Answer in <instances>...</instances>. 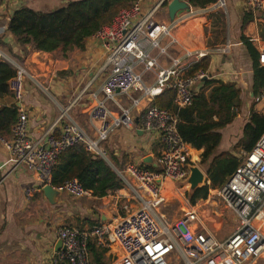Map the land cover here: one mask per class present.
Listing matches in <instances>:
<instances>
[{
  "label": "built area",
  "instance_id": "1",
  "mask_svg": "<svg viewBox=\"0 0 264 264\" xmlns=\"http://www.w3.org/2000/svg\"><path fill=\"white\" fill-rule=\"evenodd\" d=\"M142 1L138 0L130 9L121 10L110 25L94 36L108 51L99 73L108 74L100 92L93 95L97 104L90 111L91 120L97 123L96 140L89 139L71 123L62 125L59 136L55 135L56 124L35 140L29 132L28 115L23 111L12 126L10 136L0 137V144L13 160L14 170L24 168L33 173L41 188L52 186V172L61 155L70 148L82 145L89 154L105 158L107 154L101 145L118 130L133 127V109L138 108L143 100L152 102L170 88L176 92L175 106L185 109L192 106L197 85L210 78L204 71L188 76L180 70L179 60L174 61L172 69H161L152 51L159 50L161 55L166 53V49L160 46V39L170 36L172 28L156 22L154 15L166 0L148 13L142 12ZM245 3L250 12L264 16V0H245ZM193 56L192 53L188 55ZM195 58L200 62L204 55L197 54ZM259 64L264 67V50L260 52ZM16 71L8 87L15 101L21 103L25 96L27 72L22 68ZM150 72L156 74L153 87L147 86L143 78ZM119 94L128 97L133 107H120V114L115 115L108 103L116 102ZM134 94L139 96L135 98ZM64 116L60 120H64ZM177 124L178 118L172 111L152 106L146 108L142 131L159 135V162L150 167L131 164L120 173L125 184L133 187L134 193L130 203L123 208V217L84 230L73 226L60 228L57 236L62 247L51 264H92L90 244L98 249L120 251L123 264H264V134L253 150L242 156L239 167L225 184L214 191L224 208L236 215L241 223L232 236L221 242L214 230L208 229L217 227L216 219H220V215L207 213L203 207L206 204L192 206L187 199L186 193L190 190L187 181L199 158L179 135ZM170 183L174 185L173 190ZM206 184L211 186L208 180ZM56 189L77 199L94 196L77 179ZM169 192L188 204L174 222L160 214L161 209L169 205ZM34 193V189L28 190L27 198H33Z\"/></svg>",
  "mask_w": 264,
  "mask_h": 264
},
{
  "label": "crops",
  "instance_id": "2",
  "mask_svg": "<svg viewBox=\"0 0 264 264\" xmlns=\"http://www.w3.org/2000/svg\"><path fill=\"white\" fill-rule=\"evenodd\" d=\"M72 1L76 0H0V64L6 63L15 70L21 67L27 72L24 99L18 103L10 93L0 94V112L13 108L17 109L18 116L21 111L25 112L29 118L30 135L35 140L56 124L55 135L59 136L64 123L77 125L89 139L96 140L97 123L91 120L90 111L97 104L93 95L100 92L108 74H99L108 57L103 43L92 37L87 40L84 52L75 49L67 53L65 58L61 49L54 53H43L31 46H21L8 32L9 17L16 10L30 8L49 13ZM161 1L143 0L142 12H150ZM172 1L166 0L154 15L156 22L172 28L170 36L160 39V46L166 49V53L161 55L159 50H153L152 54L158 58L161 69L165 70L172 69L174 61L179 60L180 70L186 74L187 70L199 62L195 55L211 57L212 64L208 72L210 78L207 81L235 84L242 91V109L235 122L222 131L223 140L218 150V154L230 152L237 157L234 148L243 137L244 127L249 122L254 84V61L242 39L246 38L260 55L264 50V16L250 12L245 0H215L214 4L205 8L193 7L187 0H181L188 4V8L179 11L172 21L168 9ZM247 15L251 19L245 21ZM5 27V32L1 31ZM189 53L194 56L188 57ZM143 78L147 86L156 85L155 73H146ZM205 82L197 85L196 95L202 91ZM138 96L133 95L135 98ZM152 102L149 99L143 100L138 108L133 109V127L118 130L101 145L106 157L118 159V168L121 170L114 169L118 173H124L131 164L147 167L144 162L149 157L155 158H152V166L159 162V135L142 131L146 108L152 106ZM108 107L118 115L120 107L130 109L133 105L128 97L119 94L116 102H109ZM256 110L258 114H264V99L258 102ZM63 115L64 120H60ZM233 128L239 132L238 137H232L234 133H230L231 141L223 146L224 134ZM193 150L199 158L197 165H200L203 151ZM237 150H241L243 155L246 153L242 148ZM123 157L127 159L125 165L121 160ZM203 172L206 174V171ZM30 189H34L35 193L33 198L28 199L26 192ZM133 194V187L127 184L122 190L109 193L103 198L93 196L77 199L56 188L45 191L33 173L24 168L14 170L13 160L0 144V264H51L57 253V233L60 228L73 226L84 230L121 217L124 214L123 208L130 203ZM210 199L211 196L206 201H199L197 206L206 204L207 207ZM176 203L179 206H175ZM176 203L169 201L168 207L173 206L174 220L171 222L178 220L182 210L188 208V204L179 197ZM234 217L240 223L238 217ZM216 221L217 227H207L213 229L218 238L222 225L220 219ZM99 250L106 251L105 262L106 256H109L115 259V264H123L120 251Z\"/></svg>",
  "mask_w": 264,
  "mask_h": 264
},
{
  "label": "trees",
  "instance_id": "3",
  "mask_svg": "<svg viewBox=\"0 0 264 264\" xmlns=\"http://www.w3.org/2000/svg\"><path fill=\"white\" fill-rule=\"evenodd\" d=\"M138 0H76L56 11L44 13L30 8L14 11L8 22V32L21 46H31L43 53L62 50L67 53L78 49L86 50L87 40L94 37L104 26L110 25L123 9H130ZM193 7L205 8L215 0H187ZM251 18L247 15L245 21ZM264 39V35L262 37ZM254 61L253 101L249 109V122L243 130V137L235 148H242L250 153L264 134V114L257 113L256 106L264 99V67L259 64V53L243 37ZM211 57H205L196 63L187 73L195 76L200 71L209 72ZM17 71L6 63L0 64V94H9L8 82ZM242 91L235 84L219 81H206L193 104L185 109H178L174 102L176 92L167 88L152 102V107L169 110L178 118L177 129L181 138L197 151H203L201 167L205 169L207 180L198 188L189 200L193 205L206 201L210 191L221 187L239 167L240 160L230 152L218 154L223 135L222 131L237 119L243 102ZM18 118L16 108L0 112V137L9 135ZM112 161L119 169V161ZM153 169V168H151ZM120 171V169H119ZM77 179L84 189L93 192L95 197L103 198L109 193L122 190L125 181L103 158L89 154L82 145L65 151L52 172V187L59 188L68 181ZM93 264H106V251H101L90 244Z\"/></svg>",
  "mask_w": 264,
  "mask_h": 264
},
{
  "label": "rangeland",
  "instance_id": "4",
  "mask_svg": "<svg viewBox=\"0 0 264 264\" xmlns=\"http://www.w3.org/2000/svg\"><path fill=\"white\" fill-rule=\"evenodd\" d=\"M18 68H21V67H18ZM187 71H189V70H187ZM236 125L237 124H235V126ZM230 133H234L233 134L234 136H232V137H235V138H237L238 135H239V132L236 130V128H233L229 133H225L224 134L223 146H227L229 141H231L230 140V138H231L230 137ZM234 150H235V153H236L237 157H239V159H240L243 156V154L240 152L241 150H237V148H234ZM112 158H113V156H109V157H105L103 159L109 161L110 164H112L113 167L116 170L119 171V169H117L116 166L114 165V163L112 161ZM152 158L155 159L154 157H152ZM121 160L124 163V165H125V163L127 164L126 157L121 158ZM144 165L147 166V167L151 166V164H148L146 162H144ZM197 167H199L202 171L203 170L205 171V169L202 168L201 165H197ZM120 170H121V168H120ZM169 187L171 188V190L174 189V185L172 183L169 184ZM215 190L216 189H212L210 191V196H211L210 203L207 205V207L206 206H203V207L206 210H207V208L209 209V211L207 210V213H210L211 211H215V212L219 213V215L221 217L220 218V222H221L220 226L221 225L222 226H221V229L218 231V238H220L222 241H226L230 236H232L236 232V230H238L240 228V223H239V221L237 219H235L236 217H234V214L229 212V211H227L224 208V206L220 203L218 197L216 196V193H214ZM189 195L190 194L187 192V199H189ZM167 196H168V199L171 202H173V203L175 202L176 203V198H178V196L176 194H174L173 192H169V194ZM216 204H218V207H216ZM175 206H179V204L176 203ZM172 207L173 206L170 205L167 208H162L161 212H160V214L165 215L167 220L170 221V222L174 220L173 214H172L173 213V208ZM213 208H215V209H213ZM121 215H122V217L124 216V214H121ZM106 264H115V259L113 257L106 256Z\"/></svg>",
  "mask_w": 264,
  "mask_h": 264
},
{
  "label": "water",
  "instance_id": "5",
  "mask_svg": "<svg viewBox=\"0 0 264 264\" xmlns=\"http://www.w3.org/2000/svg\"><path fill=\"white\" fill-rule=\"evenodd\" d=\"M188 8V4L181 0H173L168 9L170 13V18L172 21L175 20L176 14L179 11L186 10ZM210 77V76H209ZM113 169H115L109 161L105 160ZM146 163L153 165V161L151 158H148L146 160ZM207 178L205 176V173L197 166H194L191 168V176L188 179L187 183L190 185L189 190V196H191L198 188L203 187L206 184ZM54 187L52 186H46L44 189L45 191L53 190ZM62 247L61 242H58L56 252H58ZM63 251H66L65 248L62 249Z\"/></svg>",
  "mask_w": 264,
  "mask_h": 264
}]
</instances>
